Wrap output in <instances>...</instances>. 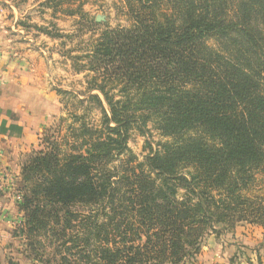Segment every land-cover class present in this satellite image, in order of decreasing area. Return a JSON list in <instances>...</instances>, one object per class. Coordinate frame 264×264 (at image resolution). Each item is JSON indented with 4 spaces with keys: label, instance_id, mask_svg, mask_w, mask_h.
<instances>
[{
    "label": "trees",
    "instance_id": "obj_1",
    "mask_svg": "<svg viewBox=\"0 0 264 264\" xmlns=\"http://www.w3.org/2000/svg\"><path fill=\"white\" fill-rule=\"evenodd\" d=\"M77 1L44 4L75 16ZM122 3L129 27L80 57L98 124L43 133L21 167L41 264H186L211 233L264 228V0ZM150 126L162 140L139 160L130 135Z\"/></svg>",
    "mask_w": 264,
    "mask_h": 264
},
{
    "label": "rangeland",
    "instance_id": "obj_2",
    "mask_svg": "<svg viewBox=\"0 0 264 264\" xmlns=\"http://www.w3.org/2000/svg\"><path fill=\"white\" fill-rule=\"evenodd\" d=\"M43 4L44 0H0V27L6 31L4 35L13 40L14 47L30 49L42 59L51 60L50 88L59 102V113L38 134L32 147L19 154L4 153V159L0 155V192L6 204L5 230L17 236L22 247L12 254L17 259V253L21 252L20 260L24 264L41 263L35 261L31 250L27 249L24 214L20 208L23 200L20 192L22 164L32 150L39 149L40 140L45 137L43 133L55 132V138H62L68 134L71 124H79L77 117L83 114H86L87 121L98 124L100 111L90 103H80V100L97 94L88 93V72H80V66L84 64L80 57L91 40L106 28L130 25L122 0H78L74 8L78 7L79 12L75 16L65 14L69 8L67 4L56 10ZM97 16L106 19L99 23L102 24L100 27L92 24ZM13 55L19 57L15 51ZM149 129V136L141 134L138 129L130 135L129 147L139 160L150 153L149 143L156 149L157 142L162 140L158 131L151 126ZM254 189L259 194L264 193V175L258 176ZM186 264H264V228L242 222L232 229L221 230L220 234L211 233L203 240L199 253Z\"/></svg>",
    "mask_w": 264,
    "mask_h": 264
},
{
    "label": "crops",
    "instance_id": "obj_3",
    "mask_svg": "<svg viewBox=\"0 0 264 264\" xmlns=\"http://www.w3.org/2000/svg\"><path fill=\"white\" fill-rule=\"evenodd\" d=\"M15 29V28H14ZM18 33L21 31L16 30ZM0 27V155L32 147L38 134L59 113V102L50 88L52 65L30 49L14 47ZM13 51L19 56L14 57ZM17 51V52H16ZM20 156V155H19ZM6 158V157H5ZM6 204L0 192V264H24L13 257L21 249L17 236L6 233ZM13 253V254H12Z\"/></svg>",
    "mask_w": 264,
    "mask_h": 264
},
{
    "label": "water",
    "instance_id": "obj_4",
    "mask_svg": "<svg viewBox=\"0 0 264 264\" xmlns=\"http://www.w3.org/2000/svg\"><path fill=\"white\" fill-rule=\"evenodd\" d=\"M106 19H105V16H97L96 17V22L97 23H101V22H104Z\"/></svg>",
    "mask_w": 264,
    "mask_h": 264
}]
</instances>
